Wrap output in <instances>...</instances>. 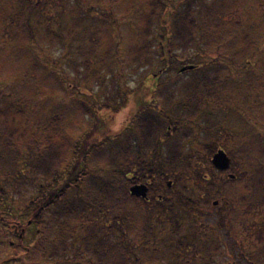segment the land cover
Wrapping results in <instances>:
<instances>
[{
	"label": "rangeland",
	"instance_id": "obj_1",
	"mask_svg": "<svg viewBox=\"0 0 264 264\" xmlns=\"http://www.w3.org/2000/svg\"><path fill=\"white\" fill-rule=\"evenodd\" d=\"M16 2L17 0H0V107L12 104L11 102L15 104V108L11 105L7 120L12 124L11 127L19 129L21 135L26 137L33 135L46 140L54 128L53 119L57 117L66 133L78 138L81 143L85 139L84 133L81 132L91 131L94 122L91 121L90 116L83 115L74 108V102L77 101L75 99H80V96L76 92L69 91L65 85L66 80L58 76L63 71L73 74L72 60L77 61L79 69H82L79 63L87 60L88 57L89 64L96 63V53L89 54V52L92 48L91 41L96 39L91 32L98 16L97 18L90 16L85 22V27L83 23L79 26L78 29L84 31L83 35L81 33V42L61 41L57 36L60 32L54 31L58 26L71 22L73 17L80 14V8L75 6L73 0L68 2L42 0L43 10L34 19V36L38 42L26 41L29 44L24 46L21 41L23 32L15 27H12L13 30L6 27L10 26V21L5 20L7 7L15 5ZM188 2L194 9V19L200 27L205 28L210 25L214 31L222 28L226 33L222 35L223 39L220 37L211 47L206 46V41L201 38L202 52L199 53L196 50L183 52L177 47V56L169 62V70L162 78L169 79L166 82L167 86L176 85L177 88L184 87L195 77L201 78L206 73L212 77L221 73V80L225 82L224 88L217 92L215 99H218L213 101L218 105L214 107V113L217 109L214 120L215 123L219 122V138L217 135V139H213L203 128L211 127L213 122V115L207 117L210 114L207 107H202L200 115L191 116H188L182 108L178 109L185 113V115L181 113L180 119L181 125L184 123L183 126L176 130L178 126L172 124L167 133L162 132L160 137L157 136L156 142L163 143V148L168 149L170 144L176 143L175 141L180 143L179 138L183 136L184 151L194 156V163L183 171L182 178L177 180L179 183L177 187L174 181L175 174L171 173V169L168 171L169 179L164 181L156 179L149 203L133 199L129 195L120 200L123 208L136 217L135 225L139 226L144 220H149L156 227L155 233L158 234L151 247V250L157 251L150 254L148 262L146 260L144 262L137 251L138 248L142 250V245L131 241L133 233L128 230L126 242H122L124 245L128 243L129 246V250H125V258L133 259L136 253L140 257L138 264H168L176 261L177 257L170 256L176 253L180 257L177 262L182 263V260H187L191 264L195 260V249L192 247L189 249L188 246L183 249L176 247L181 237L186 235L187 244L197 241L203 245H199L200 248L206 247L211 239L216 240L219 251L214 256L218 264H264V256H259L258 253L251 254L263 242L264 224L254 230L255 225L250 219V216H253L255 223H260V220L264 219V201H262L264 185L257 183L260 177L263 179L261 173H264V0H188ZM130 5V1L127 0L114 6L113 9L118 19L114 28V40L124 52L123 56L128 54L132 45L133 47L141 45L144 39L142 24L148 18L150 11V8H147L142 12L134 11L139 15L124 14L125 9ZM186 6V0H182L180 10ZM204 6L209 13L204 10ZM96 11L105 18L110 12L105 6L103 9L96 7ZM137 23L140 24L139 27L136 26ZM98 25L100 28L101 24ZM245 36H249L255 45L244 53L242 41ZM123 61L119 60L121 67L125 66L122 64ZM157 63L153 69L155 73L163 69V64ZM190 64L194 65L192 69L180 71L191 67ZM148 70L145 65L137 72L122 68V74L117 79L118 85L123 91L128 92L143 83V80H148L150 76ZM105 72L102 71L103 74ZM134 114L131 110L120 114L119 117L123 116L124 119H121L118 130L112 133V141L100 140L95 147L99 148L105 142L106 145L102 150H105L106 154L110 145L114 150L121 152L122 141L119 137H123L124 133L127 134V130H129L128 135H132L133 132L130 130L134 129L137 122ZM2 120L8 126L6 118L2 117ZM59 135L53 134L52 139L61 140ZM130 144L135 146V139H132ZM219 149L224 150L231 158V167L227 171H217L211 166V159ZM94 153L93 151L87 153L82 160V162L88 161L86 164L89 169L90 165H97ZM16 154L17 149L8 153L5 157L7 164H10V158L15 157ZM77 159H79L77 156L72 159V166L76 164ZM134 160L136 161L135 155L127 154L126 158H123L124 169L129 173L128 178L133 177ZM34 164H22L24 174H17V180H8L6 173L3 175L0 172V190H5L10 196L8 200L3 198L0 202V264H31L28 258L30 252H27L25 246L35 245L43 237H49L51 241L56 240L54 233L50 232L52 230L49 221L59 213L62 203L64 204L67 198L75 194L71 190L74 193H70L66 199L47 211L41 229L45 234L40 231L41 234L38 235L37 228L28 225L33 209L27 210V205L36 197L40 199L38 202L48 197L52 187L39 188L38 183L43 182H40V179L39 182L34 180L39 174ZM68 170L70 166L66 172ZM209 174L214 175L211 183L215 186L228 183L226 188L230 193L225 196H217L215 192L209 193L208 189L212 184L201 180L203 175ZM229 174L234 175L235 178L229 179ZM93 175L86 177L84 182L95 184ZM178 175L180 174L176 176ZM228 179L233 182H228ZM168 181L172 184L170 188L165 186ZM129 187V181H126L124 188L128 191ZM241 195L245 196V200ZM158 196L164 201L162 205L156 203ZM215 202L217 205H213ZM161 206H166L169 210L173 208V213L181 224L179 233H173L175 226L170 220L172 211L164 213L161 211ZM16 223L22 225L20 228L22 240H20L21 236L14 237L10 229L7 230V226ZM70 224L78 228L75 230L78 234L82 229L90 227L91 221L87 217H80ZM247 225L248 227H244ZM171 236L174 240H171ZM49 244L52 246L53 243ZM172 245L174 247L170 249ZM242 246L246 250L245 258L239 252ZM201 251L199 254L203 255ZM251 255L256 257L254 259L256 262L251 260ZM35 260L34 264H82V261H52L42 254L37 255Z\"/></svg>",
	"mask_w": 264,
	"mask_h": 264
},
{
	"label": "trees",
	"instance_id": "obj_2",
	"mask_svg": "<svg viewBox=\"0 0 264 264\" xmlns=\"http://www.w3.org/2000/svg\"><path fill=\"white\" fill-rule=\"evenodd\" d=\"M64 1L68 2V0ZM73 1L75 6L80 8V14L73 17L71 22L58 26L54 32H60V35L57 34V36L61 41L81 42V33L83 35L84 31L82 32L83 29L79 30V26L83 23L85 27V22L89 20L90 16L93 15L94 18L98 16V19L94 21L96 24L92 28L93 32H91L96 39L91 41L92 48L89 52V54L96 53V63L89 64L88 57L87 60L79 63L82 66V69H79L77 61L72 60L73 74L63 71L58 77L66 80L65 85L69 91L76 92L80 96V99H75L77 101L74 102V108L83 115L90 116L91 121L94 122L92 130H83L81 134L84 133L85 139L79 143L78 138L71 137L66 133L62 125L59 124V118L56 117L53 119L54 128L46 140L33 135L26 137L21 135L18 128L11 127L12 124L7 120L11 112V105L15 108V104L13 102L5 104L0 107V172L3 175L6 173L8 180H17V174H24L22 164L35 163L39 174L34 180L40 179V182H43L38 183L39 188L52 187V192L48 197L41 199V202H38L40 199L36 197L27 205V210L33 209L28 225L35 226L38 235L43 229V220L47 211L66 199L70 193L75 192L73 197L67 198L64 204L62 203L59 213L49 221V227L52 230L50 232L54 233L56 240L51 241L49 237H40L42 239L35 245L25 246V249H28L27 252H30L28 258L31 260V264H34L35 257L41 254L52 261H82V264H138L139 255L143 257L142 261L148 262L150 254L157 251L151 250V247L158 234L155 233L156 227L149 220H144L139 226L135 225L136 217L123 208L120 203V200L128 195L124 184L126 181H129V184L132 183L128 178L127 169H124L123 158H126L127 154L136 156V161L134 160L132 165L134 182L167 180L170 176L168 171L171 169V173L175 174L174 181L175 187H177L179 184L177 180L182 178L183 171L193 165L194 156L192 157L184 151L183 136L179 138L180 143L175 141L176 143L170 144L168 149L163 148V143L160 141L161 145L156 142L157 136L160 137L162 132L167 133L172 124L178 126L176 130L181 128L184 124L181 125V113L184 115L186 113L188 116L200 115L202 107H207L210 110L207 117L210 118L213 115V122H211V127L203 128L213 139H217L219 122L215 123L214 114L217 109L214 113V107L218 105L213 101L218 99L217 97L215 99L217 92L224 88L225 82L221 80V73H217L214 77L206 73L201 78L195 77L184 87L177 88H175L176 85L167 86L166 82L169 79L166 77L168 80H163L162 76L169 70V62L176 58L177 47L183 52L196 50L199 53L202 52L201 38L206 41V46L211 47L217 43L220 37L223 39L222 35L226 32L222 28L214 31L210 25L205 28L200 27L194 19V9L188 0H186L187 6L183 10H180L182 0H129L131 5L125 9L124 14H138L134 11L142 12L147 8H150V11L148 18L142 24L144 39L141 45L137 47L132 45L128 54L123 56L124 52L121 51L118 42L114 40V28L118 19L113 13V9L114 6L127 0ZM42 4H44L42 0H17L15 5L7 7L5 20L10 21V26L6 27H10L12 30V27H15L23 32V35H21V31L19 34L24 46L29 44L26 41L38 42L34 36V19L42 12ZM104 6L110 11L107 18L96 11V7L103 9ZM206 8L204 6L205 11H207ZM71 10L76 11L75 9ZM135 18L137 19L136 16ZM99 23L101 24L100 28ZM139 25L136 24L138 27ZM254 45V41L249 36L243 38L242 50L244 53L245 50L252 49ZM120 59L124 60L122 62L125 64L124 67L119 65ZM157 62L163 64V69L155 73L153 69L157 66ZM144 65L150 72L148 80H143V83L128 92L123 91L117 80L122 74L121 69L127 68L137 72ZM190 66L194 67L192 64ZM103 70L106 71L104 74ZM180 108L185 113L178 110ZM129 110L135 113L134 117L137 122L134 129L130 130L133 132L131 136L128 135L129 130L124 129L127 134L124 133L123 137H119V140L124 142L120 143L121 152L114 150L110 145L108 154H106V151L102 150L106 145L105 142L96 148L95 145L100 140L112 141V133L118 130L121 119H124L119 115L123 112L128 113ZM2 117L6 118L8 126L4 124ZM52 133L60 134L61 140L52 139ZM132 139H135V146L130 144ZM14 149H17V154L15 157H11L10 164H7L5 157L8 153L14 152ZM81 149L82 152H80ZM92 151L95 152L97 165H90L89 169L88 161L82 162V160L87 153ZM75 156L79 159L72 166L71 161ZM69 166L70 170L66 172ZM177 174L180 175L176 176ZM92 175V178L96 180L95 184L85 183V178ZM261 175L263 179L260 177L257 183L264 185V173L262 172ZM213 177L212 174L203 175L201 180L212 184ZM45 182L50 183L45 184ZM228 182L233 181L228 179ZM227 184L222 183L220 186H215L213 183L208 192H215L217 196H225L230 193L226 188ZM165 186L167 187V184ZM9 197L5 190H0V202L3 198L8 200ZM241 198L245 200V196ZM262 201H264V195ZM163 202V199L156 201L159 205H162ZM170 210L172 211L170 220L175 226L173 233L177 234L181 231V224L173 213L172 207ZM170 210L166 206H161V211L164 213ZM80 217H87L91 221V226L82 229L77 234L75 230L78 228L71 225L70 222ZM250 219L255 225L254 230L264 224V219L260 220V223H255L253 216H250ZM244 227H248V225ZM20 228H22L20 223L7 226V230L10 229V233L18 238L22 234ZM128 230L133 233L131 241L142 245V250L136 246L139 255L134 251L133 259L125 258V250L128 251L129 246H127L128 243L125 245L123 243L128 237ZM42 234H45V231H42ZM262 235V244L251 254L258 253L259 256H264V234ZM22 238L21 236L20 240ZM186 238V235L181 237L176 247L183 249L188 246L189 249L191 247L195 249V260L191 264H218L214 256L219 251L216 240L211 239L207 242L206 247L200 248L199 245L203 246L202 244L192 241L189 243L192 244L190 246L187 244ZM171 240H174L173 236H171ZM50 242L53 243V247L50 246ZM173 247L174 245L170 246V249ZM200 251L203 255L199 254ZM239 252L242 257L247 256L243 246ZM173 254L170 256L177 257L176 261L168 264H189L187 260H182V263L177 262L180 257L176 253ZM199 255H201L200 258H198ZM250 258L251 260L256 259L253 255Z\"/></svg>",
	"mask_w": 264,
	"mask_h": 264
},
{
	"label": "water",
	"instance_id": "obj_3",
	"mask_svg": "<svg viewBox=\"0 0 264 264\" xmlns=\"http://www.w3.org/2000/svg\"><path fill=\"white\" fill-rule=\"evenodd\" d=\"M193 67H186L181 70V72H185L186 70H190ZM231 158L227 155V153L219 149L212 157L211 164L218 170V171H226L231 166ZM229 179H234V175H229ZM171 186V182H168V187ZM148 186L145 184H136L130 187L129 193L133 197L142 198L145 200H148ZM213 205H217V202H215Z\"/></svg>",
	"mask_w": 264,
	"mask_h": 264
},
{
	"label": "flooded vegetation",
	"instance_id": "obj_4",
	"mask_svg": "<svg viewBox=\"0 0 264 264\" xmlns=\"http://www.w3.org/2000/svg\"><path fill=\"white\" fill-rule=\"evenodd\" d=\"M131 181H132V183L130 184V187L131 186H133V185H136V184H145V185H147L148 186V189H149V192H148V200H146L145 202L146 203H149L150 201H151V197H150V193H151V191H152V189H153V187L155 186L153 183H155L154 181H147V182H134L133 181V177H131V178H129ZM162 197L161 196H158L157 197V200H160ZM134 199H137V200H142V199H140V198H134Z\"/></svg>",
	"mask_w": 264,
	"mask_h": 264
}]
</instances>
